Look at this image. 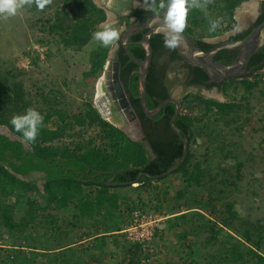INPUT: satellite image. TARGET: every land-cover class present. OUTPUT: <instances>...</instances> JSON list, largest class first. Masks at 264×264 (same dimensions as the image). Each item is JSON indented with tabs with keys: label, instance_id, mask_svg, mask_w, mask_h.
<instances>
[{
	"label": "trees",
	"instance_id": "16d2710c",
	"mask_svg": "<svg viewBox=\"0 0 264 264\" xmlns=\"http://www.w3.org/2000/svg\"><path fill=\"white\" fill-rule=\"evenodd\" d=\"M60 1L62 8L56 11L53 18L45 22L47 27L43 31L56 38L58 44L64 49L81 52L94 42L93 33L106 22L107 13L93 0ZM140 1L143 2V0ZM247 1L212 0V3L208 4L204 10L190 9L184 33L194 40L201 50L205 52L211 50L216 45L207 43L205 40L218 38L233 31L237 24L235 13ZM158 4L159 0H157ZM164 11L166 9L160 11V16L163 17ZM146 13L155 16L151 11H135L137 15ZM217 19L221 20L220 27L210 32L211 21ZM263 21L264 11L249 31L238 34L235 39H245ZM140 38L141 36H138L131 41H137ZM151 44L156 60L163 50L170 54L171 60H180L175 49L165 47L163 35L152 36ZM110 49L101 47L97 43V46L89 53L88 68L82 74V82L89 93L95 92L94 85L104 70ZM128 49L134 58L144 59L145 51L141 46L130 45ZM49 56L47 51L46 58ZM119 56L124 69L129 59L125 56L123 49H120ZM235 56L236 52L221 51L215 61L230 64ZM185 67L189 70L187 86L206 90L216 87L226 96L231 87H234V91L242 87L246 96L239 102H236V99L230 102H219L205 98L200 92L185 97L186 102L197 106L200 114L196 116L180 114L175 122V126L182 130L189 140L188 157L181 168L172 174L180 176L184 187L179 191L176 199L183 200L194 188H203L206 191L208 201L205 205L212 215L208 224L202 227L203 233H207L203 248L218 247L219 253L216 257H212V264H264V225L242 219L235 209V203L226 197L228 191L225 190L227 186L237 188V183L230 182L228 179L218 181L216 178H209L203 164L196 161L197 156L192 149L207 129L206 120L212 117L218 118L225 128L236 124L235 131L242 130L243 123L248 121L239 123L242 109L245 105L249 107L247 95L252 94L262 84L264 48L253 56L249 64L251 74L242 80L229 79L220 84L210 83L209 77L203 70L187 64ZM134 68L135 65L131 64L127 70ZM165 72L164 68L162 74ZM152 73L151 70L147 96L153 99L151 108H155L169 99L170 93L157 87V78ZM23 76L24 72L18 71L17 74L7 72L0 77V128L7 129L20 139L21 133L15 131L10 120L15 115L24 114L29 107L33 108L24 82L21 80ZM133 86L136 88V81H133ZM43 99L44 108L37 110L44 117L43 126L34 144L26 148L23 142L11 140L0 134V235L5 234L9 239L4 246L0 240V264H25L26 250L19 241L30 232L36 233V231L42 239H48L49 231H54L56 228L54 225L59 222V229L69 228L71 219L64 217L66 213L71 214L72 221L79 223L83 219L92 220L101 215L105 207L112 212L118 211L119 201L124 197L114 191L132 186H108V182L114 177L113 183L121 184L136 181L142 173L158 176L174 166L183 154V143L169 126L170 118L176 110L172 104H168L160 115L161 117L165 113L163 117L165 132L171 134L170 137L160 138L150 134L147 137L148 145L154 153L152 158L144 143L131 140L117 127L105 120H99L100 115L91 103L86 104L84 113L79 115L83 117L82 119L66 120V113L58 108V98L53 99L46 95ZM134 104L137 103L134 102ZM76 127L95 128L98 134L93 139L84 140L74 132ZM210 129V138H212L217 128L215 126ZM67 137L79 139L70 143H61ZM236 163L237 176L240 180L243 164L240 160ZM97 173H102L104 176H96ZM37 175L43 176L41 178L44 182L43 192L37 185L39 179ZM90 176H96L99 182L88 181ZM162 180L164 179L157 181ZM151 183L152 180L142 178L139 187L134 190L144 189ZM86 187H97V195L92 197L91 193L86 194ZM30 188L42 196L41 202L36 197L29 196L27 190ZM15 201L21 206L26 205L21 218L19 215L21 207ZM138 207L146 210V205L140 203L136 204L133 210ZM52 211L62 212L64 215L57 217L52 214ZM154 212L161 213L162 210L156 207ZM202 215L201 213L200 216ZM41 243L42 240L38 238L28 243L35 264H73L71 258H67L66 251L60 255H52L50 245L42 244L44 253L38 252ZM133 247L135 249L133 254L137 258L132 262L140 264L141 247L139 245H133Z\"/></svg>",
	"mask_w": 264,
	"mask_h": 264
},
{
	"label": "rangeland",
	"instance_id": "374dc122",
	"mask_svg": "<svg viewBox=\"0 0 264 264\" xmlns=\"http://www.w3.org/2000/svg\"><path fill=\"white\" fill-rule=\"evenodd\" d=\"M97 2L96 0H93ZM102 1V0H98ZM248 0L245 3H249ZM98 3V2H97ZM244 3V4H245ZM142 7V6H139ZM62 8L60 0H53L52 4L46 6L43 11H38L33 5L32 7H25L22 9V17L16 16L9 18V21L0 20V77L4 76L7 72H13L17 74L18 71L24 72L22 81L25 85V90L29 94V99L33 104V108L38 110L44 108V97L56 99L58 98L59 106L66 116H74L82 114L85 110V105L90 102L92 104L94 93H89L86 86L82 82V74L88 68L89 53L97 46L95 40L81 52L66 50L58 44L57 39L49 36L43 29L47 27L46 21L55 16L57 10ZM243 9L241 5L236 13L235 18L237 21L236 27L239 30H244L248 27L249 18H254L258 11V7L251 11H245L242 17L239 16V12ZM24 17V18H23ZM23 18V19H22ZM11 19V20H10ZM109 24L119 31L123 27L120 23L112 21L105 23ZM104 25V24H102ZM102 25L98 30H101ZM232 32V31H230ZM229 33V32H228ZM221 36L220 38H223ZM219 38V37H218ZM206 41L216 42V39H206ZM36 46H47L49 57L42 60L35 51ZM116 46V45H115ZM115 46L111 47L113 50ZM38 58V60H36ZM262 84L254 90L252 94L247 95L248 106H245L240 113L239 123H243L244 120H248L243 123V128L240 132L235 131L237 125H232L230 128H225L218 118L212 117L210 120H206L208 124L207 129L204 130L203 136L198 139L197 143L192 146L193 152L197 156V162L203 164L204 170L208 173L209 178H216L218 181L228 179L230 182H236L237 188L225 187L228 191L227 198L229 201L235 203V209L238 211L242 219L250 220L253 223L264 225V70L262 72ZM97 82L95 83V85ZM174 93L181 97L183 96L184 89L181 86H176ZM198 93L196 90L187 92L189 94ZM43 95V96H42ZM202 96L211 99H216L207 94H201ZM218 95L224 99V102H230L236 99L239 102L246 94L242 87L234 91V87L228 91L226 96L222 90L218 89ZM184 104L182 113L186 115L196 116L199 115V110L195 104H191L185 101V98H181ZM217 128V132L211 135V127ZM210 127V128H208ZM5 131H8L4 128ZM76 134L80 135L79 138L84 140H90L97 136L98 130L95 128L80 129L76 127ZM219 135V136H218ZM65 138L61 143H70L73 140L79 139ZM97 144L99 142H96ZM240 160L243 164L241 171V179H238L236 171V162ZM172 176V175H171ZM179 176V175H178ZM37 185L41 192H43V180L42 175L37 176ZM180 177V176H179ZM208 177L206 179H208ZM168 178V177H167ZM170 178V176H169ZM182 181V180H181ZM153 183L160 181H152ZM180 186V187H179ZM139 185L134 184L130 189H136ZM92 189V187H90ZM144 188V187H143ZM184 188L183 184L176 185L169 189L168 194V206L174 205V203L182 204V199L177 200L176 193ZM128 189V190H130ZM140 190V189H138ZM144 191V189H141ZM29 196L36 197L41 202L43 199L41 195L36 194L35 190L30 188L27 190ZM138 195H141L138 193ZM144 195V194H142ZM226 195V194H225ZM188 200V206H197L199 210L205 216H199L202 219V226L208 224V220L211 219V211L206 208V202L208 196L203 188L192 189L186 196ZM17 201H15L16 203ZM18 205H20L17 202ZM141 204V202H140ZM174 205V207L176 206ZM163 209V206H157L153 203L146 206V210L154 211L156 207ZM21 211L19 213L20 218L23 217L26 210V205H20ZM186 207V206H185ZM52 214L60 217L61 213L52 211ZM62 215H64L62 213ZM64 217H66L64 215ZM40 219V218H39ZM39 229V228H38ZM42 231V230H41ZM55 233V231H49V236ZM4 234V233H3ZM207 233L201 235V244L203 246ZM41 236L36 231L30 232L28 236L20 240L21 245L26 250L27 260L25 264H35L34 256L28 243H31ZM0 240L3 246L8 242L7 235H0ZM42 242L45 238L41 239ZM49 241V240H48ZM43 244V245H44ZM50 241L46 245H50ZM218 253V247L204 249L202 261L203 264H212V257H216ZM45 255V254H44ZM46 256V255H45ZM42 259V258H40Z\"/></svg>",
	"mask_w": 264,
	"mask_h": 264
},
{
	"label": "crops",
	"instance_id": "0c3cea01",
	"mask_svg": "<svg viewBox=\"0 0 264 264\" xmlns=\"http://www.w3.org/2000/svg\"><path fill=\"white\" fill-rule=\"evenodd\" d=\"M8 21L9 19L6 20ZM181 184V178L172 175L160 182H152L144 191L117 189L114 192L124 197L119 201L118 211L112 212L105 207L101 215L92 220L83 219L79 223L72 221L71 214L66 213V217L71 219L70 227L59 229V222L54 225L55 233L52 232L50 239L44 241H47L46 244L50 241L52 255H60L66 251L67 258H71L73 264H134L132 260L137 258L133 254L135 249L126 240L123 231L131 222V212L136 204L141 202L149 206L153 203L164 207L161 214L165 217L154 240L156 253L153 264H203V246L200 240L203 229L202 219L199 217L202 212L197 206H188L186 196L182 204L174 203L175 207L167 205L169 189ZM97 190V187H86L85 193H91L90 196L95 197ZM59 213L62 215V212ZM44 243H41L38 252L44 253Z\"/></svg>",
	"mask_w": 264,
	"mask_h": 264
},
{
	"label": "water",
	"instance_id": "95a60500",
	"mask_svg": "<svg viewBox=\"0 0 264 264\" xmlns=\"http://www.w3.org/2000/svg\"><path fill=\"white\" fill-rule=\"evenodd\" d=\"M264 0H250V3H254L255 6L258 7L259 2ZM132 3L141 5L143 3L140 2V0H102L98 3L95 2V4L106 11L107 13V20L105 23L111 22V20H114L115 15L123 14L127 7H129ZM246 4V3H245ZM244 6V3L242 4ZM110 14V15H109ZM104 23V24H105ZM163 24L162 16H160V19H157L156 16L153 19H150L147 21V23L141 28V31H147L141 41L140 46L145 51V57L142 61H139L135 59L129 49H128V39L131 36L130 32H128L123 40H122V47L125 51L126 56L129 58V60L134 63L138 68V75H139V97H140V103L142 108L144 109V113L147 117L153 118L154 116L158 115L162 112V110L168 105V104H174L176 105V111L173 117L170 120V128L172 131L180 138V140L183 143V154L181 159L172 166L169 170H167L165 173L160 174L158 176L150 175L149 173H142L136 181L131 183H121V184H115L113 183V180L115 177L108 182V186H120V187H126V186H133L134 184L139 185L142 178H148L152 181H157L161 179H165L169 176H171L173 173H175L177 170L181 168V166L184 164L188 157L189 153V140L187 135L180 129H178L175 126V122L177 121L178 117L181 114V106L180 103L173 99L169 98L162 103H160L154 110H148L146 107L147 104V79H148V71L152 64L153 59V47L151 44V38L154 35H163V32L160 31V28ZM238 27L235 28L232 32L226 33L223 38H216V41L223 40L224 38L230 36L233 33H237ZM182 40L181 43L175 48L178 55L183 59V61L186 62L189 66L193 68H199L203 70L207 76L209 77L210 83L220 84L222 82H225L229 79H239L242 80L248 73V68L251 59L253 56L260 51L264 47V21L259 24L257 27H255L251 33L243 40L239 41H233V42H225L220 45L215 46L209 51H203L199 47L195 45V43L190 39L188 35H186L184 32L181 34ZM223 50L228 51H236L238 52V55L236 59L229 65H225L219 62L214 61L216 56ZM115 53V49L110 50L109 57L107 60V63L105 65V69H108L111 65V58L113 57ZM115 74L112 75V79L114 80L115 84L118 86L119 94L114 96L113 101L114 104H117L119 102L118 100L124 97V92L121 87V80L119 77V71L120 67L119 64H115L114 67ZM107 71V70H106ZM102 81V80H101ZM101 81H99V84H101ZM209 94L218 100L219 102H224V99L218 95V89L215 88L212 91L210 90H204L203 93ZM206 98V97H205ZM208 99H211L208 97ZM128 108H130V103L128 101H125ZM105 107H102L101 104H99L101 108V115L103 117L109 116L111 114V111L106 108L112 107V103L109 100H106V102H103ZM106 104H108L106 106ZM118 106V104H117ZM120 107V104H119ZM105 108V109H102ZM118 108V107H117ZM112 124L113 126L117 127L121 131H123V126L119 122V120H105ZM0 134L5 135L9 137L11 140H18L22 142V139L18 138L17 136H14L9 131H5L4 128H0ZM26 148H28V145L24 144ZM96 176H104L102 173H97ZM104 181V180H103Z\"/></svg>",
	"mask_w": 264,
	"mask_h": 264
},
{
	"label": "flooded vegetation",
	"instance_id": "af4514ba",
	"mask_svg": "<svg viewBox=\"0 0 264 264\" xmlns=\"http://www.w3.org/2000/svg\"><path fill=\"white\" fill-rule=\"evenodd\" d=\"M140 2L143 3L142 1H140ZM139 6H141V5L132 3L129 7H127L126 11L123 14L115 15V17H114L113 21L120 23L123 27V30H121L120 39L116 43V46L114 48L115 53H114L113 57L111 58V62H112L111 65L109 66L108 69H105V67H104V70H103L101 76L96 81L97 84L94 85L95 95L93 98L92 105H93V108L96 109V111L100 115L99 120H119V122L123 126V132L125 133V135L133 141L144 143L146 145L147 150L150 153V156L152 158H154V153L148 145L147 137L149 134L151 136L154 135L155 137L157 136L160 138L170 137L171 134H169L168 132H165V123L163 122V117L165 116V113L161 117H160L161 113H159L158 115L154 116L153 118H149L145 115L144 109L141 106L140 97H139V75H138L139 68L129 60L123 69L122 65H121V59L119 58L120 57L119 51H120V49H123L122 40H123L124 36L128 32H130V34H131V36L129 37V39L127 41L128 47L130 45L140 46L139 43H140L143 35L147 32L146 30L141 31V28L147 23L148 20L153 19L155 17V16L148 14V13L141 14V15L135 14L136 10L145 11L143 8V4H142V7H139ZM263 11H264V2L260 1L256 15L254 16V18L248 19L249 25L244 30H238L237 33H233L230 36L224 38L223 40H219L216 42H210V41L205 40V42L211 43V44H214L217 46V45H220V44L225 43V42L239 41V40L235 39L236 36L238 34H245L247 31H249L256 24V22L258 21V19L262 15ZM138 36H141V38L139 40L131 41L132 39H134ZM214 39H216V38H214ZM192 41L196 45V42L194 40H192ZM223 51H227V50H223ZM232 52H236V51H232ZM169 55L170 54L168 52H165L163 50V53L161 54V56L156 60V58L154 57V54H153L152 64H151V67L148 71V78H149L150 72L152 70V72H153L152 75H154L157 78V82H156L157 87L162 88L164 90H167L170 93V99L173 98L180 103L181 114H183L182 110H183L184 104L182 103L181 98H185L187 96L188 91L196 90L197 92H200L202 94L205 89L204 88L198 89L194 86H187L186 82L188 80L189 70L185 67L186 62L183 61V59L180 56H179L180 60L179 59L171 60ZM237 55H238V52H236L235 59H236ZM125 56H126V54H125ZM135 59H137L139 61L143 60V59L141 60L140 58H135ZM214 61H215V59H214ZM216 62H218V61H216ZM219 63H222V62H219ZM115 64H119V67H120L119 77L121 80V87H122L123 92H124V97L119 99L118 100L119 102H117L118 106H117V104H114V101H113L114 96L115 95L117 96L119 94V91H118L119 88L115 84L114 80L112 79V75L115 74V70H114ZM131 64L135 65V68L131 69V70H127ZM222 64H224V63H222ZM225 65H229V64H225ZM152 67H153V69H151ZM164 68H165L166 72H165V74H162V72L164 71ZM248 71H249V73L246 76H249L251 74V71L249 70V68H248ZM125 73H127V74H125ZM123 75H124V78H122ZM147 80H148L147 81V84H148L149 79H147ZM99 81H101V84H99ZM133 81L137 82L136 88H134V86H133ZM178 85L184 89L183 96H181V97H178L174 93V89ZM215 88L216 87L212 88L210 91H212ZM135 89H136V91H135ZM106 100H109L112 103L111 108L107 106L108 104H106V106L108 107V108H106V110L108 109L109 111H111V114L109 116L107 115L106 117H103L101 115L102 110H101L99 104H101L102 107H105L103 102H106ZM125 101H128L130 103V108H128ZM134 102L137 104H134ZM153 102H154L153 99L151 100L147 96L146 107L148 110H154L157 107L156 106L155 108H151L152 107L151 105L153 104ZM89 103L90 102H88L87 104H89ZM119 104H120V107H119ZM172 105H174V104H172ZM174 106L176 109V105H174ZM102 109H105V108H102ZM79 115L80 114H78L77 116L75 115V116H71V117L66 116L65 119L66 120L82 119L83 117H80ZM184 115H186V114H184ZM171 118H170V120H171ZM87 120H89V119H87ZM169 126H170V122H169ZM37 176H40V175H37ZM88 181L99 182L97 180L96 176H90V179Z\"/></svg>",
	"mask_w": 264,
	"mask_h": 264
},
{
	"label": "clouds",
	"instance_id": "9594fccd",
	"mask_svg": "<svg viewBox=\"0 0 264 264\" xmlns=\"http://www.w3.org/2000/svg\"><path fill=\"white\" fill-rule=\"evenodd\" d=\"M53 0H0V20H8L19 14L25 7L35 5L38 11H43ZM212 0H143L145 11H151L157 19H160V11L163 13V24L160 31L164 34L165 47L175 49L182 40L181 34L187 27L186 18L190 9L204 10ZM221 25V20L211 21L210 32H214ZM93 39L101 47L111 48L120 39V33L109 24H104L101 30L93 33ZM44 117L34 108L29 107L24 114L15 115L10 123L16 132L21 133L22 142L31 145L36 142L39 130L43 126Z\"/></svg>",
	"mask_w": 264,
	"mask_h": 264
},
{
	"label": "built area",
	"instance_id": "2783aa9c",
	"mask_svg": "<svg viewBox=\"0 0 264 264\" xmlns=\"http://www.w3.org/2000/svg\"><path fill=\"white\" fill-rule=\"evenodd\" d=\"M35 51L42 59H46L47 46H36ZM165 217L152 210H144L138 207L131 212V222L123 231L126 240L139 245L142 251L140 264H153L155 260L154 240L161 229Z\"/></svg>",
	"mask_w": 264,
	"mask_h": 264
},
{
	"label": "bare ground",
	"instance_id": "6f19581e",
	"mask_svg": "<svg viewBox=\"0 0 264 264\" xmlns=\"http://www.w3.org/2000/svg\"><path fill=\"white\" fill-rule=\"evenodd\" d=\"M97 2H100V1H98V0H96ZM96 2V3H97ZM255 8V5H254V3H246V4H244V6H243V9L239 12V16L240 17H242V14L245 12V11H249V10H253ZM254 11V10H253ZM110 15V14H109Z\"/></svg>",
	"mask_w": 264,
	"mask_h": 264
}]
</instances>
